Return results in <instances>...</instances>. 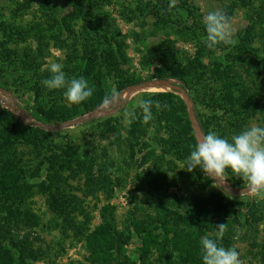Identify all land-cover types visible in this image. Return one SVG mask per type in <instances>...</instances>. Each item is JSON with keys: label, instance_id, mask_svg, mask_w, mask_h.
<instances>
[{"label": "trees", "instance_id": "1", "mask_svg": "<svg viewBox=\"0 0 264 264\" xmlns=\"http://www.w3.org/2000/svg\"><path fill=\"white\" fill-rule=\"evenodd\" d=\"M18 1L16 16H21L32 0ZM65 1L71 5L68 15L45 6L44 23L35 22L27 29L0 22V81L17 76L12 82L15 88L27 84L24 92L29 97L28 104L31 99L38 102L40 95L52 101L43 109L39 104L33 105V109H41L38 115L44 122H64L90 112L110 99L113 90L120 93L147 79L171 78L181 81L188 90L203 135L215 131L231 140L233 135L249 128L253 119L260 122V127L264 126V0L245 13L248 23L234 35V41L221 43L214 49L207 48L205 40L200 39L206 37L204 24L186 0H180L178 5L184 12L177 5L170 7V0H139L128 10V22H138L141 32L157 35L174 29L185 37L192 34L197 43L195 54L190 56L171 49L173 45L164 38L155 54L143 60L146 67L151 66L150 59L154 61L153 74L147 77L136 73L129 63L116 20L108 12L96 10L100 2L109 0ZM220 1V11L231 21L233 10L246 7L250 0ZM86 9L92 11L90 16L83 14ZM28 38L34 39V45L27 43ZM50 44L64 52L62 70L66 78L84 77L94 89L89 99L80 104H65V89L48 90L42 85L41 81L51 75L49 67L42 68ZM139 97L159 101L161 108L153 107L154 119L148 123L142 122L139 108H134L136 119L124 131L117 129V140L130 150V160L138 152L142 153L140 166L150 162L149 168L142 167L136 174L139 181L135 186L146 191L134 199V207L121 230L110 205L100 209V223L90 230L87 228L90 217L84 209L73 211L76 207L66 203L67 186H72L69 180L91 173L96 159L92 158L88 164L69 146L58 147L57 152L43 155L38 163L31 160L40 179L33 182V176H29V157L20 147L39 146L46 132L22 123L0 103V264H34L47 254L46 248L35 247L29 236L30 230L40 224L39 217L26 203L36 188L46 195L49 210L59 219L55 224L60 233L67 237L72 232L85 242L89 253L87 264H129L128 257L122 262L118 256L129 252L127 245L133 238L137 241L135 264H150L151 256L158 264H203L201 226L226 221L242 211V206L215 187L199 167L192 172L182 169L197 142L184 99L170 91L144 92ZM219 112L225 115L222 120ZM60 153L69 157L60 158ZM226 172L231 184L244 187L239 177L232 176L230 170ZM178 184L182 189L180 196L167 193L170 186ZM78 215L84 221L78 220ZM180 221L190 228L172 224ZM21 230L26 235L14 234ZM221 240L225 242L224 237ZM259 252V263L264 264V244Z\"/></svg>", "mask_w": 264, "mask_h": 264}, {"label": "rangeland", "instance_id": "2", "mask_svg": "<svg viewBox=\"0 0 264 264\" xmlns=\"http://www.w3.org/2000/svg\"><path fill=\"white\" fill-rule=\"evenodd\" d=\"M138 1L139 0L102 1V3L100 2L96 8L98 11L103 10L108 12L110 16L116 20L122 38H124L125 41V50L128 56V61L135 69L136 73L141 74L143 77L153 74V58L150 59V67H146L143 60L145 58H150L155 54L156 48L159 47V44L164 38L168 39L171 45H173L171 49H175V51H183L190 56L195 54L197 43L195 40H192L194 39L191 37L192 34L185 37L175 33L176 31L174 29H167L166 33L163 34L158 32L157 35H148L147 33L140 31V28H138V22L133 21L129 23L128 17L130 13L128 10L133 8ZM170 1L172 4V0ZM262 1L263 0H250L246 7H239L233 10V16L231 19V41H234V35L248 23L245 13L250 11L253 5H257ZM179 3L180 0H175L177 9H179ZM186 3L189 6L194 7L195 13L201 24H203V17L208 12L220 10L221 8L220 0H186ZM18 4V0H0V22L5 21L9 26L14 24L15 26H21L22 29H27L35 22L44 23L45 18L43 17L42 12L44 11L43 9L45 6L52 7V9L60 13V15H68L71 11V5L65 0H32L31 6L25 11V13L21 16H16L17 12L15 9ZM179 10L181 11V9ZM48 11L51 12V9ZM181 12H184V10ZM83 14L90 16L92 11L86 9L83 11ZM180 20H182V18H180ZM78 22V24L81 23V21ZM134 32H137L138 34L135 35ZM200 39L205 40V37L200 36ZM27 43H32L34 45V39L28 38ZM255 44L256 46H259V42H256ZM162 45L163 44L161 43L160 46ZM219 54L217 58H219ZM63 59L64 52L53 48L50 44L49 53H47L42 59V68L49 67L53 62L62 64ZM14 77L9 76L5 78L3 82L0 81V87L8 91L10 94L8 97L4 94V96H1L0 94V103L3 107L9 110H11V107L15 106L23 109L22 111L18 109L16 110L17 118L22 123L30 126L34 125L29 124L30 121H23L24 118L31 119L32 122L54 126L67 122V125L62 124V127L43 129L46 132V136H43V143L39 146L21 145L20 149L23 150L25 156L27 155L30 160L29 176H33L32 181H40L38 176H36V169H34L32 163H38L45 154L57 152L58 147L69 146L70 150H73L81 160H86V163L88 164L92 158H95L96 162L95 165L92 166L91 173L88 171L86 174L82 173L79 177L75 178V180H69L70 185L72 186H67L68 191H66V203L71 208L76 207L73 211H77L81 207L84 209V213L90 217L87 224V228L90 230L100 223V209L105 205H110L115 211L117 228L120 230L123 229L124 219L134 207V199L141 197L143 192L146 191L141 187L138 188L135 186L134 183L139 181L138 178H136V174L140 172L142 167L149 168L150 162L145 166H140L142 153L138 152H134V158L133 160H130V150L122 144H119L117 140L119 132H117V129L124 131V129L129 127V123L125 122L124 114L127 111H134V108H137L135 101L141 99V97H139L140 93L170 91L180 96L182 90L177 91L168 88V86L164 88L162 85L151 83L144 86L139 85L137 89L129 92L128 89L130 88L128 86L118 93L119 95L116 100L108 99V106H105V103L102 104L104 107L100 105L102 108H99V111H96L98 116L89 117V112H87L64 122H44L40 113L38 115V112L45 108L47 103L49 104L50 102H53L47 100L43 95H40L38 102L33 103L31 99L28 104L27 99H29V97L27 93L24 92L27 84L15 88L12 84L15 80ZM153 79L156 78L149 80ZM6 80L8 83L5 82ZM145 81H148V79ZM172 81H174V83L178 82L180 88L189 95L188 90L181 81L175 79H172ZM13 98L16 100L14 101ZM64 103L69 104L65 100ZM38 104L42 106L41 109H33V105L35 107L36 105L38 106ZM137 112L138 116H142L141 109ZM223 116L225 115L221 112L218 113L220 120H222ZM73 120L77 121L73 122ZM259 123L258 120L253 119L249 127L259 126ZM149 135H151V133ZM140 142L142 143L143 141ZM54 147H56V150ZM136 147L139 146L137 145L135 148ZM143 151H145V149H143ZM59 155L60 158L69 157V154L64 155L63 153H60ZM226 184L232 192L234 190L233 188L243 189L246 186L244 185L243 188H237L231 184L229 180ZM179 187H181V184L170 186L167 189V193L180 196L182 189ZM211 190L213 189L211 188L210 191ZM230 191L228 192V195L233 197L237 203L241 204V213L238 212L237 215H235L236 217H231L226 221H214L212 223L204 224L201 226V239L205 236L215 239L217 235V229L215 226L225 223L227 225V229L223 235L225 242L220 240L219 243L225 248H235L240 254L239 258L242 261V264H260L261 254L259 249L264 244V199L254 197L247 192L234 194L230 193ZM203 192L207 191L204 190ZM26 203L39 217L40 223L38 227L30 230L29 236L33 240L35 247L41 246L42 248H46L47 251V254L36 260L34 264H87L89 253L86 249L85 242L82 239L78 240L75 238L72 232H69L67 237L60 233L59 228L56 227L55 224L59 219L49 210L46 204V195L39 192L36 188L34 195L31 198H28ZM77 219L83 220V217L78 215ZM172 224L183 229L190 228L188 223L181 221L172 222ZM14 234L21 237L26 235V231L21 230L20 232H14ZM136 245L137 241L133 238L127 245L129 252H127L125 256L119 255L118 260L123 262L125 261V257H128L130 260L129 264H135L134 255H136ZM60 247H63V249L60 250ZM150 264H158L154 261V256H151Z\"/></svg>", "mask_w": 264, "mask_h": 264}, {"label": "clouds", "instance_id": "3", "mask_svg": "<svg viewBox=\"0 0 264 264\" xmlns=\"http://www.w3.org/2000/svg\"><path fill=\"white\" fill-rule=\"evenodd\" d=\"M174 5L175 0H172L170 7ZM203 24L207 48L214 49L221 43H231V21L225 13L220 10L210 11L203 17ZM62 69L61 63H51L48 69L51 75L41 81L42 85L48 90L65 89L63 95L69 104H80L89 99L94 89L88 81L84 77L67 79ZM118 95L113 90L110 99L116 100ZM104 103L108 106L109 100L106 99ZM135 104L142 111L143 123L154 119L153 107L157 110L161 108L159 101L151 99H137ZM124 115L126 123L136 119L134 111H127ZM197 167L214 181L215 187L221 188L227 195L230 189L226 184L229 179L226 170H230L232 176L239 177L246 185L243 189L247 191L242 192L264 199V127L251 126L233 135L231 140L222 138L215 131L202 135L186 157L182 169L192 172ZM215 227V239L205 236L200 241L203 264H242L235 248H225L219 243L227 225L221 223Z\"/></svg>", "mask_w": 264, "mask_h": 264}, {"label": "water", "instance_id": "4", "mask_svg": "<svg viewBox=\"0 0 264 264\" xmlns=\"http://www.w3.org/2000/svg\"><path fill=\"white\" fill-rule=\"evenodd\" d=\"M154 81H164V82H166V84H167V86H168V88H170V89H175V90H177V91H181L182 89L180 88V86L178 85V82L177 83H174V81H172V79H170V78H168V79H159V78H156V79H153V80H148V81H144V82H142V83H139V84H137V85H130L129 86V88L130 89H128V91L130 92L131 90H135V89H137L138 87H139V85L140 86H144V84L145 83H149V82H154ZM0 93H2V94H4V95H6L7 97H8V95H10L9 94V92L8 91H6L5 89H3V88H1L0 87ZM181 95V97L184 99V101H185V103H186V105H187V109H188V114H189V117H190V120H191V123H192V127H193V130H194V134H195V136H196V139L198 140L202 135H203V133H202V131H201V129H200V127H199V124H198V120H197V118H196V116H195V114H194V111H193V103H192V100L190 99V97H189V95H188V93H186V92H183V91H181V93H180ZM14 99V101L16 100L15 98H13ZM103 106V105H102ZM104 107V106H103ZM99 108H102L101 106H99V107H97V108H95L94 110H92L91 112H89L88 113V115H90L89 117H94V116H98V114H97V110L99 109ZM20 110V111H22L23 109H21V108H17V106H15V107H11V111H13L14 113H15V115H16V110ZM17 116V115H16ZM85 116V115H84ZM18 117V116H17ZM84 118V117H83ZM85 118H87V117H85ZM23 121H30L29 122V124H31V125H34V126H37V127H40V128H42V129H48V128H55V127H62L63 125L62 124H66L67 125V122L66 123H62V124H59V125H56V126H54V125H45V124H42V123H38V122H32V120L30 119H26V118H24L23 119ZM77 120H73V122H76ZM233 188V187H232ZM234 190H233V192L232 191H230V193H241L244 189H235V188H233ZM244 191H246V189L244 190ZM243 193V192H242Z\"/></svg>", "mask_w": 264, "mask_h": 264}, {"label": "bare ground", "instance_id": "5", "mask_svg": "<svg viewBox=\"0 0 264 264\" xmlns=\"http://www.w3.org/2000/svg\"><path fill=\"white\" fill-rule=\"evenodd\" d=\"M151 83H154V84H158V85H162L164 88L165 87H167V84H166V82H164V81H154V82H149V83H145L144 85H148V84H151ZM153 85V84H152ZM182 91L184 92V90L182 89ZM126 93H127V91H126ZM97 111H99V109L97 110Z\"/></svg>", "mask_w": 264, "mask_h": 264}, {"label": "built area", "instance_id": "6", "mask_svg": "<svg viewBox=\"0 0 264 264\" xmlns=\"http://www.w3.org/2000/svg\"><path fill=\"white\" fill-rule=\"evenodd\" d=\"M1 94V96H4L2 93H0Z\"/></svg>", "mask_w": 264, "mask_h": 264}]
</instances>
